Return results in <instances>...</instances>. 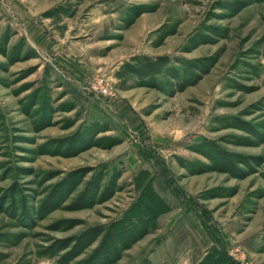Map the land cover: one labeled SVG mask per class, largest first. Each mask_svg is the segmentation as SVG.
<instances>
[{
    "label": "rangeland",
    "instance_id": "1",
    "mask_svg": "<svg viewBox=\"0 0 264 264\" xmlns=\"http://www.w3.org/2000/svg\"><path fill=\"white\" fill-rule=\"evenodd\" d=\"M215 252L264 264V0H0V264Z\"/></svg>",
    "mask_w": 264,
    "mask_h": 264
},
{
    "label": "trees",
    "instance_id": "2",
    "mask_svg": "<svg viewBox=\"0 0 264 264\" xmlns=\"http://www.w3.org/2000/svg\"><path fill=\"white\" fill-rule=\"evenodd\" d=\"M211 261L214 263H210ZM198 264H228V263L222 255L220 256L215 252V253H207L204 256V260Z\"/></svg>",
    "mask_w": 264,
    "mask_h": 264
},
{
    "label": "built area",
    "instance_id": "3",
    "mask_svg": "<svg viewBox=\"0 0 264 264\" xmlns=\"http://www.w3.org/2000/svg\"><path fill=\"white\" fill-rule=\"evenodd\" d=\"M103 90H105V89L103 88Z\"/></svg>",
    "mask_w": 264,
    "mask_h": 264
},
{
    "label": "crops",
    "instance_id": "4",
    "mask_svg": "<svg viewBox=\"0 0 264 264\" xmlns=\"http://www.w3.org/2000/svg\"><path fill=\"white\" fill-rule=\"evenodd\" d=\"M205 253V252H204Z\"/></svg>",
    "mask_w": 264,
    "mask_h": 264
}]
</instances>
